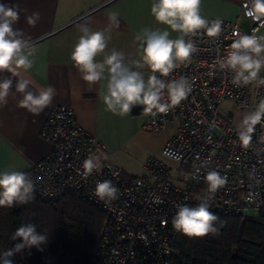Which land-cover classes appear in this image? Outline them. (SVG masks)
<instances>
[{
    "label": "built area",
    "instance_id": "2783aa9c",
    "mask_svg": "<svg viewBox=\"0 0 264 264\" xmlns=\"http://www.w3.org/2000/svg\"><path fill=\"white\" fill-rule=\"evenodd\" d=\"M253 0H241L247 28L239 18L223 21L218 37H208L201 29L197 35L184 36L197 48L189 62L167 76L155 73L165 83L185 77L192 84L188 98L167 113L146 115L143 129L164 131L175 123L176 130L166 142L162 159L149 156L144 173L128 176L110 160L109 149L78 121L70 105H53L41 134L51 143L47 155L25 170L34 184V195L52 204L68 195L83 198L105 218L95 250L97 264H172L180 233L172 228L178 206H198L209 194L206 175L217 171L227 182L213 194L209 210L226 217L264 219V117L255 126L248 148L241 146L243 131L234 117L220 114L224 100L254 112L264 99V68L249 85L232 83L235 71L220 68L219 61L231 50L234 32L257 36L264 25L246 12ZM150 75H153L150 72ZM162 102L167 101V89ZM96 158L99 168L85 175L83 161ZM168 160V161H167ZM111 180L118 187V198L105 204L94 195L97 182Z\"/></svg>",
    "mask_w": 264,
    "mask_h": 264
},
{
    "label": "clouds",
    "instance_id": "9594fccd",
    "mask_svg": "<svg viewBox=\"0 0 264 264\" xmlns=\"http://www.w3.org/2000/svg\"><path fill=\"white\" fill-rule=\"evenodd\" d=\"M201 0H155L150 12L158 23L167 25L172 31L182 35L177 39H169L168 31H150L145 29L143 35H137L136 40L141 42V61L134 62L137 68L147 66L153 75L145 82L143 75L132 71L124 64V54L113 50L107 55L103 63L95 58L103 53L110 37L103 31H91L88 27L81 28V35L73 46L70 58L74 66L83 74L82 79L90 85L103 78L105 69L109 73L107 92L103 95L106 110L114 115L126 116L134 106L142 105L145 115L156 116L158 113H167L170 108L178 106L188 98L192 91V84L185 77L165 83L158 79L155 73L167 77L180 64L189 62L197 51L191 40L187 42L184 36H195L203 29L208 37H218L222 31L223 21L216 19L209 22L200 14ZM18 11L14 6L0 3V72L8 71L13 76H19L20 71H27L33 67L30 57L34 54L30 41L23 39L22 32L14 30L12 25L18 19ZM246 15L254 21L264 25V0H253ZM116 13L110 20L116 21ZM38 14L28 18L29 24H35ZM235 37L230 44V51L219 61L220 68L235 71L232 83L236 86L249 85L256 81L261 69L264 68V36L241 35L234 32ZM30 81L19 80L16 90L24 93L20 107L29 112L39 114L53 101L55 88L48 86L39 90L38 94L26 91ZM259 83L264 84V79ZM11 79L0 82V103L6 102ZM167 89V101L162 102L164 90ZM264 117V99H261L256 110L246 115L242 121L243 131L238 133L242 147L248 148L255 126ZM85 175L91 174L99 168L96 158L89 156L82 164ZM208 196L198 206L189 207L186 204L178 206V211L172 218V228L175 232L188 238H202L216 235L219 232L216 222L219 217L209 210L207 200H210L227 182L226 176L217 171H209L205 177ZM34 184L24 171L0 172V206L12 207L16 203L26 204L33 199ZM94 195L105 204H110L119 195V189L111 180L97 182ZM223 222H221L222 224ZM20 238L13 248L0 252V264H13L10 259L14 253L21 250L37 247L46 242V236L37 232L34 224H23L16 229L12 236L15 241Z\"/></svg>",
    "mask_w": 264,
    "mask_h": 264
},
{
    "label": "crops",
    "instance_id": "0c3cea01",
    "mask_svg": "<svg viewBox=\"0 0 264 264\" xmlns=\"http://www.w3.org/2000/svg\"><path fill=\"white\" fill-rule=\"evenodd\" d=\"M240 1L201 0L200 14L205 19L239 18L247 28ZM154 2L155 0H0L6 6L16 7L19 15L12 27L22 32L21 38L29 40L34 51L30 57L33 61L31 69L19 70V76H13L6 70L0 72V82L4 79L12 80L6 102L0 103V172L28 170L51 150V143L42 136L41 130L53 105L72 106L80 124L106 143L110 160L128 176L144 173V162L151 155L165 159L162 150L174 134L176 124L171 123L164 131L153 135L143 129L146 115L142 105L134 106L123 117L107 111L102 99L107 92V69L100 81L90 85L82 79L83 74L70 58L73 46L83 35L82 27L86 26L91 31H103L110 39L105 51L95 61L103 63L113 50L122 52L124 64L130 70L140 72L147 82L150 69L147 66L137 68L134 63L141 61V42L136 40V36L143 35L145 29L168 31L169 39H177L182 35L155 20L150 12ZM113 13L117 14L116 21L110 20ZM33 14L39 16L34 25L28 23V18ZM259 35L264 36V27L260 29ZM22 79L30 81L26 91L34 94L48 86L56 90L52 103L39 114L20 107L24 93L16 90V84ZM149 139L155 147L144 152L141 145Z\"/></svg>",
    "mask_w": 264,
    "mask_h": 264
},
{
    "label": "trees",
    "instance_id": "16d2710c",
    "mask_svg": "<svg viewBox=\"0 0 264 264\" xmlns=\"http://www.w3.org/2000/svg\"><path fill=\"white\" fill-rule=\"evenodd\" d=\"M216 215L218 234H180L172 264H264V219ZM104 218L81 197L68 195L49 204L33 194L26 204L0 206V252L19 243L13 234L31 223L46 242L40 245L42 251L33 246L14 253L13 264H97L95 250Z\"/></svg>",
    "mask_w": 264,
    "mask_h": 264
},
{
    "label": "rangeland",
    "instance_id": "374dc122",
    "mask_svg": "<svg viewBox=\"0 0 264 264\" xmlns=\"http://www.w3.org/2000/svg\"><path fill=\"white\" fill-rule=\"evenodd\" d=\"M220 114L224 119H229L230 116L234 117V123L241 127L242 121L244 117L248 114V110L241 108L238 104L231 100H224L221 104ZM147 131V130H146ZM145 131V132H146ZM149 134L156 135L157 133H160L161 131H147ZM155 147V144H153V141L149 139L148 142H144L141 145V149L144 152H149ZM258 215L257 211L251 210L248 214L249 217H256Z\"/></svg>",
    "mask_w": 264,
    "mask_h": 264
}]
</instances>
